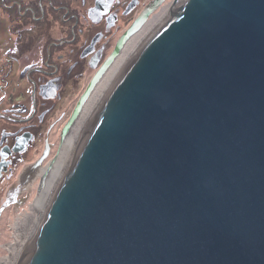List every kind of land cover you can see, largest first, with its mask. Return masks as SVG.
Here are the masks:
<instances>
[{
	"label": "water",
	"instance_id": "1",
	"mask_svg": "<svg viewBox=\"0 0 264 264\" xmlns=\"http://www.w3.org/2000/svg\"><path fill=\"white\" fill-rule=\"evenodd\" d=\"M21 264H264V0L169 10L60 174Z\"/></svg>",
	"mask_w": 264,
	"mask_h": 264
},
{
	"label": "flooded vegetation",
	"instance_id": "2",
	"mask_svg": "<svg viewBox=\"0 0 264 264\" xmlns=\"http://www.w3.org/2000/svg\"><path fill=\"white\" fill-rule=\"evenodd\" d=\"M25 1L0 0V229L6 213L24 205L21 195L39 185L35 174L23 181L24 173L57 156L80 97L96 77L98 85L120 55L121 37L154 3Z\"/></svg>",
	"mask_w": 264,
	"mask_h": 264
},
{
	"label": "bare ground",
	"instance_id": "3",
	"mask_svg": "<svg viewBox=\"0 0 264 264\" xmlns=\"http://www.w3.org/2000/svg\"><path fill=\"white\" fill-rule=\"evenodd\" d=\"M182 1L183 0H179L174 3L172 1L167 2V0H161L160 4L148 14L147 19L142 16L146 14L149 7L143 11L142 15L138 18L139 21H141L140 27L124 43L116 62L110 66L95 90L92 92L91 97L84 104L81 113L76 118L69 131L70 133L64 138L61 146H59L55 159H52L46 166L41 165L34 171L30 169L28 172L26 171V173H24L23 181L30 173L36 175L33 178L34 180L38 178L42 180L44 177V181L43 184L41 180L39 185L38 183L33 184L32 187L35 189L32 192H29V201L24 205L26 209L25 214L18 215L16 219L12 221L11 229L13 230V239L3 245L6 251L4 256L0 257V264H21L29 246L31 234L44 206L60 174L64 171L73 152L81 143L83 135L90 123L94 119L111 89L122 77L127 67L134 61L139 50L146 42H148L158 29L160 22L166 18V14L169 10L173 12ZM138 19L135 22H137ZM49 165H51V168H49ZM31 176L32 175H30V177ZM3 238L6 240L5 237ZM6 252H8L7 255Z\"/></svg>",
	"mask_w": 264,
	"mask_h": 264
},
{
	"label": "rangeland",
	"instance_id": "4",
	"mask_svg": "<svg viewBox=\"0 0 264 264\" xmlns=\"http://www.w3.org/2000/svg\"><path fill=\"white\" fill-rule=\"evenodd\" d=\"M171 2V1H173V0H167V2ZM30 3V0H26L23 4L26 6V4L27 3ZM20 12H21V14L23 15V17H27V16H29V13L27 12L26 13V10H24V9H20L19 10ZM26 13V14H25ZM2 22L3 21H1V15H0V30H2L1 29V26H2ZM130 24V23H129ZM127 26H128V24H127ZM128 28V27H127ZM23 87H24V85H23ZM26 87H27V85H26ZM26 87H24V89L26 88ZM64 107H66V105H64ZM41 146V145H40ZM55 157H56V155L52 158V159H55ZM49 159H51V158H48V160ZM46 164V163H45ZM36 195V194H35ZM35 195H34V197H35ZM22 197V199H24V200H26L25 201V203H24V205L29 201V193H24V194H22L21 195ZM22 206V207H20V208H16V209H10L7 213H6V221L4 222V224H3V226H2V229H3V231H2V229H0V257H2V256H4V254H5V251H6V249L3 247V245L4 244H6L7 242H9V240H12L13 238H12V235H13V230L11 229V223H12V221L14 220V219H16V217L18 216V215H22V214H25V206ZM8 235H9V238H8ZM7 236V237H6ZM3 237H5V239L6 240H4V238ZM3 238V239H2ZM4 241V242H3ZM2 246V247H1ZM8 254V252H6V255ZM1 259V258H0Z\"/></svg>",
	"mask_w": 264,
	"mask_h": 264
}]
</instances>
